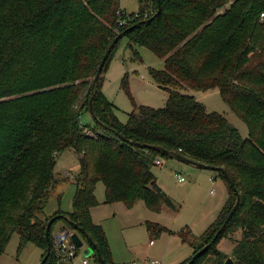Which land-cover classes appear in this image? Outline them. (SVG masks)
I'll list each match as a JSON object with an SVG mask.
<instances>
[{
    "label": "trees",
    "instance_id": "obj_1",
    "mask_svg": "<svg viewBox=\"0 0 264 264\" xmlns=\"http://www.w3.org/2000/svg\"><path fill=\"white\" fill-rule=\"evenodd\" d=\"M157 7V0H139L138 10L127 13L120 0H0V256L13 232L19 234V250L32 243L45 255L52 216L42 214L58 181L56 159L70 149L80 167L72 210L52 215L63 214L83 228L105 262L116 264L102 227L92 221L95 186L104 183L107 204L132 207L142 199L150 210L172 206L152 171L155 159L165 156L143 146L156 145L223 167L240 195L216 235L236 201L216 171L229 199L200 236H182L193 255L178 264H205L208 255L220 256L215 244L231 226L241 231L234 264H264V0H161L154 16ZM150 17L124 36L131 48L140 44L164 59L163 69L150 67L148 74L168 92L166 105L136 104L121 123L101 91L102 73L119 40L97 81L94 74L110 42ZM122 84L127 87L126 73ZM213 88L246 124L247 136L183 92ZM58 220L74 229L56 219L50 239ZM44 264H53L51 251Z\"/></svg>",
    "mask_w": 264,
    "mask_h": 264
},
{
    "label": "rangeland",
    "instance_id": "obj_2",
    "mask_svg": "<svg viewBox=\"0 0 264 264\" xmlns=\"http://www.w3.org/2000/svg\"><path fill=\"white\" fill-rule=\"evenodd\" d=\"M120 6L127 13L134 12L139 8V0H120ZM128 43L126 36L119 39L102 73L101 91L115 105V116L121 123L126 121L136 104L161 108L166 105L168 96V92L160 89L148 74L150 67L163 69L164 59L159 58L143 45L135 44L131 48ZM125 73L126 88L122 84ZM183 92L203 103L207 111L221 113L238 129L242 137L247 136L246 124L231 111L228 104L223 102L219 89L213 88L209 91L183 89ZM86 119L89 120V117L82 116L81 121L86 123L88 122ZM90 121L89 123H92ZM160 158L162 165L153 164L152 171L161 190L171 199L172 206L163 207L160 211L150 210L142 199L137 200L132 207H127L122 202L107 204L104 202V183L98 182L95 186V196L101 204L95 209L96 213L92 218L95 217L96 222L102 227L116 264L133 262L149 264L155 259L160 261V264H171L193 255V246L189 240H182V236H185V233L190 237V233L200 236L212 225L229 199L228 186L219 175H216V180L211 183L206 170H196L169 157ZM56 160L54 167L58 181L48 195L42 214L46 217L53 216L52 214L57 210L62 212L72 210L74 181L80 168L76 154L70 149L63 150ZM175 171L184 175L185 181H178L174 176ZM218 181H221V184H218ZM221 196H223L222 201L225 199L223 204L219 203ZM147 224L151 225L150 229ZM62 226L61 221H56L51 227V233H58ZM77 234L83 242V246L79 249L83 254L89 244L80 233ZM201 239L196 240L195 243L199 244ZM150 240L154 241L153 246L149 245ZM239 240H241V231L231 226L225 237L220 238L215 244L220 256L208 255L205 264H213L216 261H222L224 264L229 258L235 263L232 252ZM18 247L19 234L13 232L0 256V264L40 263L43 252L40 247L32 243L25 244L20 250ZM89 257V264H98L92 255Z\"/></svg>",
    "mask_w": 264,
    "mask_h": 264
},
{
    "label": "water",
    "instance_id": "obj_3",
    "mask_svg": "<svg viewBox=\"0 0 264 264\" xmlns=\"http://www.w3.org/2000/svg\"><path fill=\"white\" fill-rule=\"evenodd\" d=\"M158 1V7H157V10L156 12L154 13L156 15H159L160 11H161V0H157ZM153 17H150L149 19L147 20H142V21H138L136 23H134V25L128 27L127 29H125V31H122L120 32L113 40L112 42H110L109 44V48L106 50V52L104 53L102 59H101V62L96 70V73L94 74V81H97L98 78L100 77V74L102 72V69H103V66L105 64V59L108 57V54L109 52L111 51V49L114 47V44L119 40V38L123 37L124 34L129 31L130 29H133L134 27L142 24V23H145V22H148L149 20H151ZM105 129H107L108 127L107 126H104ZM144 147H147L148 149L150 150H156L158 151L159 153L163 154L166 158H171V159H174L180 163H184V164H187V165H190L191 167H194L196 169L200 168V169H206V170H210V171H217V172H220L221 175L223 176V178L226 179V181L230 184V186L232 187L234 193H236V201L234 203V205L231 207L232 209L229 211V214L226 216L225 220L223 221V224L221 225V227L218 229V231L216 232V235L226 226L227 222L230 220V217L233 215V213L235 212L236 210V206L238 205L239 203V199H240V195L236 189V186L234 184V181L232 178H230V176L228 175V173L225 171V169L223 167H219V166H210V165H207L205 163H202V162H197L195 160H192L186 156H182L180 153L176 152V151H173V150H165L159 146H156V145H152V146H149V145H143ZM56 219H65L77 232H80L83 237L85 238L86 242L89 244V247L85 249L83 255L84 256H90L92 255L93 253L96 255V257L98 258V261L100 262V264H107L105 262V260L101 257L100 255V252L98 250V247L96 245L95 242L92 241L91 237L86 233V231L81 228V227H78L76 224H74L73 222H71L70 220H68V218L63 215V214H57L55 216H52L51 218H49V221L47 222V225H46V231H45V239H46V243L48 244L47 245V249H46V253L45 255L42 257L41 261L39 264H44L47 260V257L49 255V252H50V248H51V243H50V238H49V233H50V226L51 224L53 223V221H55ZM71 239L73 240V242L76 243L77 247H82L83 246V242L81 240V238L78 236V234L76 232H74L72 235H71ZM206 247V246H205ZM205 247H203L201 249V251L203 249H205ZM224 264H234L232 259H227Z\"/></svg>",
    "mask_w": 264,
    "mask_h": 264
},
{
    "label": "built area",
    "instance_id": "obj_4",
    "mask_svg": "<svg viewBox=\"0 0 264 264\" xmlns=\"http://www.w3.org/2000/svg\"><path fill=\"white\" fill-rule=\"evenodd\" d=\"M122 23V22H120ZM86 134H90L89 131H86ZM181 151V149L179 150ZM155 164L160 165L162 160L160 157L155 159ZM174 176L180 182L184 179L180 173L175 172ZM77 232L75 229L70 227H61L60 231L55 234H51V254L53 258V264H89L90 257L84 256L79 252L80 247L78 248L76 243L71 239V235ZM78 233V232H77ZM153 242H151L152 244ZM152 264H159L157 261L152 262Z\"/></svg>",
    "mask_w": 264,
    "mask_h": 264
},
{
    "label": "crops",
    "instance_id": "obj_5",
    "mask_svg": "<svg viewBox=\"0 0 264 264\" xmlns=\"http://www.w3.org/2000/svg\"><path fill=\"white\" fill-rule=\"evenodd\" d=\"M121 7V6H120ZM122 8V7H121ZM124 10V9H123ZM130 13H132V12H130ZM78 159V158H77ZM78 162V161H77ZM160 165H162V163L160 164ZM196 169V168H195ZM198 169H200V168H198ZM198 169H196V170H198ZM79 170V169H78ZM200 170H202V169H200ZM206 169H203V171H205ZM175 172H178V171H175ZM174 172V173H175ZM206 172H208V174H209V181L211 182V183H214V181L216 180V178H215V176L216 175H218L217 173H216V171H210V170H206ZM178 173H180V172H178ZM199 174H201V173H204V172H198ZM197 173V174H198ZM181 174V173H180ZM182 175V174H181ZM182 176H184V175H182ZM179 181V180H178ZM183 181H185V180H183ZM182 181V182H183ZM158 183V182H157ZM218 184H221V181H218ZM159 185V184H158ZM159 187H160V185H159ZM212 192V191H211ZM94 195H95V190H94ZM222 198H223V196H221L220 197V204H223V202L225 201V199L222 201ZM97 201H98V199H97ZM104 202H105V200H104ZM106 203V202H105ZM99 204H101L99 201H98V203H97V205H95L93 208H91V210H90V212H91V217H93V215L96 213L95 212V209L98 207V205ZM92 220H93V223H95V224H98L97 222H96V220H95V217L94 218H92ZM99 225V224H98ZM193 236H197V235H193ZM107 240V239H106ZM151 242H153L152 244H151ZM149 245L150 246H153L154 245V241L153 240H150L149 241ZM109 247H110V245H109ZM193 250V249H192ZM110 251H111V249H110ZM192 252V251H191ZM187 257H189V256H187ZM187 257H185V258H187ZM185 258L182 260H177V261H175V262H173V263H171V264H178V263H180V262H182V261H184L185 260ZM112 260H113V256H112ZM155 261H157L159 264H160V261H158L157 259H155V260H151L150 261V263L149 264H152V262H155ZM113 262H114V260H113ZM132 264H134V262L132 263ZM145 264V263H144Z\"/></svg>",
    "mask_w": 264,
    "mask_h": 264
}]
</instances>
